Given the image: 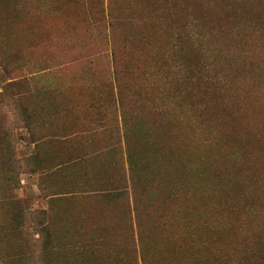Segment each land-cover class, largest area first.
Masks as SVG:
<instances>
[{
	"label": "rangeland",
	"instance_id": "rangeland-1",
	"mask_svg": "<svg viewBox=\"0 0 264 264\" xmlns=\"http://www.w3.org/2000/svg\"><path fill=\"white\" fill-rule=\"evenodd\" d=\"M0 264H264V0H0Z\"/></svg>",
	"mask_w": 264,
	"mask_h": 264
}]
</instances>
